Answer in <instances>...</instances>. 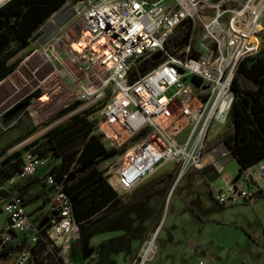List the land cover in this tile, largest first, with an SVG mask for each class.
Segmentation results:
<instances>
[{"label": "built area", "instance_id": "1", "mask_svg": "<svg viewBox=\"0 0 264 264\" xmlns=\"http://www.w3.org/2000/svg\"><path fill=\"white\" fill-rule=\"evenodd\" d=\"M68 10L80 16L86 42L72 58L81 68L98 70L81 86L76 100L82 101L83 108L106 99L91 119L105 146L120 151L103 161L119 195L171 163L180 164L181 175L208 162L222 173L219 158L231 153L229 146L225 142L213 148L207 145L229 121L239 64L264 45V0H71ZM187 18L199 23L197 37L171 54L165 43ZM98 40L103 46L96 52L93 44ZM157 52L161 56L142 72ZM189 75L192 78L185 81ZM139 133L142 138L132 141ZM22 158L21 170L2 188L35 175L46 163L31 149ZM259 178H264V160L246 171L243 183H225L214 199L222 206L255 203L253 182ZM46 182L54 185L56 195L55 214L44 233L36 228L22 196L12 195L3 204L9 223L0 234L2 242L22 233L31 239L14 264L47 262L49 255L57 264H77L69 256L71 241L80 236L73 201L53 175ZM39 239L46 248L35 254L33 245ZM156 250V236L151 235L139 252V264L152 260ZM198 264L208 263L200 260Z\"/></svg>", "mask_w": 264, "mask_h": 264}, {"label": "trees", "instance_id": "2", "mask_svg": "<svg viewBox=\"0 0 264 264\" xmlns=\"http://www.w3.org/2000/svg\"><path fill=\"white\" fill-rule=\"evenodd\" d=\"M67 1L8 0L0 6V89L3 93L18 80L17 66L20 60L13 63H9V60L30 45L35 33ZM199 29V23L195 18L185 19L169 35L165 43L166 49L171 54H177L186 45L194 42ZM152 63L150 61L143 66H151ZM232 87L234 99L229 121L208 142L207 147L213 148L225 142L237 163L248 169L264 160L263 52L260 51L242 60L235 72ZM36 96H39L37 91L19 107H12L7 112L8 118L13 119L24 111L26 107L23 106ZM105 102L106 99L99 104L81 108L82 101L76 100L19 139L22 141L42 128H46L38 139L39 144L31 150L41 157L52 159L47 166L48 175H53L57 183H62L64 191L72 199L74 214L80 223V229L126 204L125 198L119 195L100 169V164L105 159L120 152L108 149L101 136L95 133V122L91 119V115ZM9 104L10 102L3 106ZM142 136L143 133H139L132 141H138ZM12 146H7L2 151ZM54 159H59L60 162L55 163ZM22 163L23 158L17 157L0 167V209L12 195H20L24 199L27 190L37 183L38 179L33 175L25 182L1 187L4 186L2 185L4 181L7 182L21 170ZM40 231L45 232V230ZM26 241L27 238L17 247L19 251L24 248ZM45 248L46 244L42 239L33 245L35 254H41ZM47 259V262L39 260L38 264H57L52 255L47 256Z\"/></svg>", "mask_w": 264, "mask_h": 264}, {"label": "crops", "instance_id": "3", "mask_svg": "<svg viewBox=\"0 0 264 264\" xmlns=\"http://www.w3.org/2000/svg\"><path fill=\"white\" fill-rule=\"evenodd\" d=\"M38 124L40 123L35 122L33 125L26 126L13 137L10 142V145H13L11 148L0 150V167L17 157H22L26 150L39 144L38 139L43 134H40L43 132L42 130L19 141ZM227 155L229 154L219 158L224 167L222 173L218 172L216 165L212 162H208L203 167L211 165L217 173V179L206 178L208 191L213 199L215 191L225 183H243L245 173L250 169L240 166L237 162L236 165L227 166L225 164ZM51 160L50 157H46V163L34 175V178L38 179L37 183L31 186L24 195L23 205L33 217L38 230H45L55 214L53 202L56 189L54 185L46 182L49 170L47 166ZM53 162L59 163L60 160L54 159ZM100 169L109 181L103 162L100 164ZM180 170V164L177 163L161 167L144 183L122 196L126 200V204L122 208L86 224L83 229H80L79 238L71 241L70 259L77 264L87 262L91 264H139L138 255L142 246L151 235H155L156 254L152 260L145 264H198L200 260H205L208 264H214L215 261L217 263L219 255L212 249L215 241L213 242L212 233H209L215 224L213 220L205 219L191 206L187 207H190L194 216H188L187 209L182 210L177 204L172 206L173 202L171 201L164 225H160L166 198L172 192L175 183L184 178H188L191 183H194L197 173L201 169H190L185 175H181ZM26 179L18 182H25ZM161 182L163 183V195L157 201H150L149 196L138 200L134 198L141 190L149 189L154 184ZM253 184L254 189L257 190V202L264 196V178L254 180ZM2 185L5 186L6 181ZM188 202L189 200L187 205ZM8 223V215L2 206L0 209L1 234L7 231ZM25 238L27 241L24 247H27L31 245V239L26 233L13 234L12 240L8 243H3L0 239V264L15 263L19 253L17 247Z\"/></svg>", "mask_w": 264, "mask_h": 264}, {"label": "rangeland", "instance_id": "4", "mask_svg": "<svg viewBox=\"0 0 264 264\" xmlns=\"http://www.w3.org/2000/svg\"><path fill=\"white\" fill-rule=\"evenodd\" d=\"M70 5L71 0H68L35 33L30 45L9 60V63H13L19 59L20 64L17 66V82L5 93L0 89L1 151L26 126L41 123L75 102L81 86L98 71L87 69V65L81 68L72 58L78 49L77 44L82 41L83 25L80 16L68 10ZM261 38L264 44V30ZM261 52L264 53V45ZM32 55L37 57L34 66L28 62ZM191 78L192 75H189L185 81ZM36 91L39 96L33 97L23 106L26 107L24 111L9 119L7 112L12 107H19ZM8 102L9 105L3 106ZM41 130L43 132L40 134L46 128ZM226 159L227 166L236 165L237 161L231 153ZM206 178L217 179V173L211 165L198 171L194 183L188 178L175 183L166 198L160 225H164L171 201L172 206L177 204L182 210H188V216H194L190 207H187L191 206L205 219L215 222L209 230L215 241L212 249L219 255L214 264H264V196L255 204L222 207L211 197ZM162 189V182L154 184L149 189L141 190L134 198L138 200L149 196L150 201H157L163 195Z\"/></svg>", "mask_w": 264, "mask_h": 264}, {"label": "bare ground", "instance_id": "5", "mask_svg": "<svg viewBox=\"0 0 264 264\" xmlns=\"http://www.w3.org/2000/svg\"><path fill=\"white\" fill-rule=\"evenodd\" d=\"M8 0H0V6L3 5L4 3H6ZM78 49L77 51H81L83 48L86 47V42L84 39H82L81 42H79L78 44ZM102 46H103V43L101 40H98L96 41L94 44H93V49L94 51L96 52H99L101 49H102ZM76 51V50H75ZM28 62L29 64H31L32 66L36 65L37 64V57L35 55H32V57H30L28 59Z\"/></svg>", "mask_w": 264, "mask_h": 264}, {"label": "water", "instance_id": "6", "mask_svg": "<svg viewBox=\"0 0 264 264\" xmlns=\"http://www.w3.org/2000/svg\"><path fill=\"white\" fill-rule=\"evenodd\" d=\"M34 36H35V35H34ZM33 38H34V37H33ZM33 38H32V39H33ZM160 56H161V52H157V53H155V54L151 57V59L153 60V63H152V64H154V63H155L154 60L158 59ZM149 67H150V65H145V66L143 67V69H142V72H145ZM229 149H230V148H229ZM230 152H231V149H230Z\"/></svg>", "mask_w": 264, "mask_h": 264}]
</instances>
